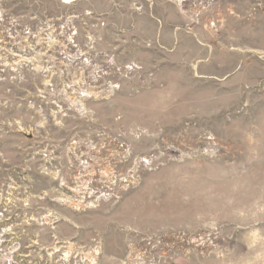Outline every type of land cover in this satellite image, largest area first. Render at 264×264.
I'll return each mask as SVG.
<instances>
[{
  "label": "rangeland",
  "instance_id": "rangeland-1",
  "mask_svg": "<svg viewBox=\"0 0 264 264\" xmlns=\"http://www.w3.org/2000/svg\"><path fill=\"white\" fill-rule=\"evenodd\" d=\"M0 264H264V0H0Z\"/></svg>",
  "mask_w": 264,
  "mask_h": 264
}]
</instances>
